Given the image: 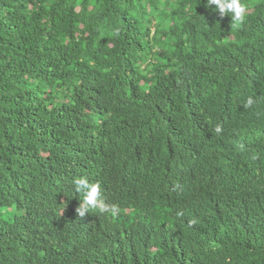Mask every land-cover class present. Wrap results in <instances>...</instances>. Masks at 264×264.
I'll use <instances>...</instances> for the list:
<instances>
[{"label": "trees", "instance_id": "trees-1", "mask_svg": "<svg viewBox=\"0 0 264 264\" xmlns=\"http://www.w3.org/2000/svg\"><path fill=\"white\" fill-rule=\"evenodd\" d=\"M207 2L0 0V264H264V0H242L239 27ZM180 56L190 60L181 89L158 71L150 86L138 84L139 59L156 67ZM201 75L216 102H191ZM243 77L256 82L249 94L238 87ZM125 96L135 101V135L108 141L120 135L118 119L92 125V110ZM249 96L257 160L225 150L244 183L222 193L202 177L182 200L163 195L155 160L167 166L164 156L183 148L204 110L212 119ZM173 108L185 115L170 119ZM206 123L199 149L210 140ZM77 159L104 180L116 216L77 213L73 179L87 173Z\"/></svg>", "mask_w": 264, "mask_h": 264}, {"label": "clouds", "instance_id": "clouds-1", "mask_svg": "<svg viewBox=\"0 0 264 264\" xmlns=\"http://www.w3.org/2000/svg\"><path fill=\"white\" fill-rule=\"evenodd\" d=\"M207 6H214L221 17L230 16L233 25L236 27L243 25L247 20L248 9L242 3V0H208ZM155 30L154 18L152 22L144 27L143 32L148 34L150 39L153 37ZM177 61L180 64H177ZM148 62H143L140 59L137 61V67L144 75L140 77L138 81L139 85L150 86L151 78L158 71L163 76L171 77L174 84L181 89L184 75L190 64L187 56L175 57L173 65L160 64L156 67H151L147 65ZM89 63L91 65L93 64L91 60ZM105 70L106 67L103 66L99 74H95V72L91 73V76L95 79L92 83L99 79ZM237 84L246 94H249L256 86V82L248 83L244 77ZM45 90L46 93L43 96H46L50 92V88H45ZM57 91L60 97L62 91L60 89ZM214 92L211 78H206L203 75L199 77L197 84L189 89L193 104L216 102L217 95ZM64 100H67V98ZM134 103L135 101L131 100L130 96H125L124 101L118 105L105 106V103L98 101L96 106L94 105V109L92 110L94 116L90 117V121L96 119L92 125L101 124L104 120H110L116 117L119 123L120 135L107 139H111L108 140L111 142L127 140L124 136L130 138L131 134L135 135V131L130 122ZM254 103V98L249 96L246 102L236 100L234 103H231L234 106L233 109H223L219 106L212 119L206 118L210 108L208 110L202 109L204 111L199 115L197 122L187 129L188 139L183 148L180 151L171 150L164 156L167 166H163L161 162L155 160L153 176L157 182L158 190L163 195H166L169 191L173 192L179 200H182L181 196L191 193L192 187L202 177H207L212 180L222 193L235 188L240 183H244L243 181L239 182L235 180L231 176V173H234L235 170L242 169L237 168L234 165V161L225 155V150L239 154L244 163L248 160H257V154L254 149L255 136L249 139L250 124L257 121L249 109ZM216 105L218 104H214L213 107ZM86 112H89V110L86 109ZM173 113H179L180 117L185 115L184 112L173 108L169 113L170 119H172ZM206 122L212 123L210 125L211 132L209 133L210 140L199 149L197 148V142L203 138L204 129L209 128ZM67 132L77 141V137L71 129H67ZM41 153L44 156L49 155V151H41ZM136 157L141 165L148 159V156L142 151L137 153ZM80 162L85 165L87 173L78 174L73 179L76 200L79 202L76 210L77 213L80 216L103 213L116 216L120 212V208L118 205L106 201L103 195L105 189L104 180L98 174L91 171L86 161L77 159V163ZM120 167L115 166L118 170ZM194 215L195 212L188 213L182 219L184 222H187Z\"/></svg>", "mask_w": 264, "mask_h": 264}]
</instances>
